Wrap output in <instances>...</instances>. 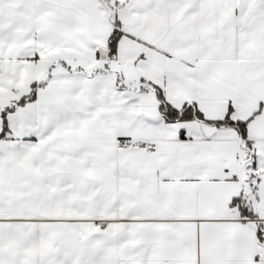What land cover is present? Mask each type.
<instances>
[{
  "label": "snow or ice",
  "instance_id": "1",
  "mask_svg": "<svg viewBox=\"0 0 264 264\" xmlns=\"http://www.w3.org/2000/svg\"><path fill=\"white\" fill-rule=\"evenodd\" d=\"M0 264H264V0H0Z\"/></svg>",
  "mask_w": 264,
  "mask_h": 264
}]
</instances>
